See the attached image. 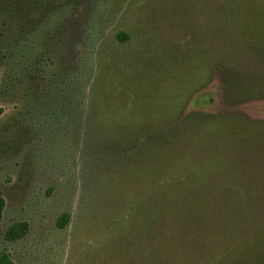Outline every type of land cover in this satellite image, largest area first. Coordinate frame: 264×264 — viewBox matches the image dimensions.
I'll use <instances>...</instances> for the list:
<instances>
[{"label": "rangeland", "instance_id": "obj_1", "mask_svg": "<svg viewBox=\"0 0 264 264\" xmlns=\"http://www.w3.org/2000/svg\"><path fill=\"white\" fill-rule=\"evenodd\" d=\"M208 7L0 0V254L16 264H151L165 253L181 260L198 242L210 256L205 238L220 241L202 217L237 194L233 182L264 226V142L192 117L242 114L248 135L264 130V96L226 94L220 64L246 53ZM213 20L231 45L210 36ZM190 210L201 212L194 231ZM18 221L29 232L7 240Z\"/></svg>", "mask_w": 264, "mask_h": 264}, {"label": "trees", "instance_id": "obj_2", "mask_svg": "<svg viewBox=\"0 0 264 264\" xmlns=\"http://www.w3.org/2000/svg\"><path fill=\"white\" fill-rule=\"evenodd\" d=\"M209 1L210 7H208V11L211 17L217 15L216 19L224 22L220 13L224 15L227 20L226 23L229 24L228 28L234 38V42L238 43L242 51L246 53L242 55L240 65L232 63V59L227 58L220 64L224 69L223 80L224 88L227 89L226 94H233L236 91L237 93L233 95V98L238 102H246L254 98L263 97L264 0H220L221 4H218L217 0ZM229 31L226 26H222L214 20L210 24V36L214 39L219 37L222 40H219V47L231 45L229 42ZM118 36L121 40L128 37L125 32H121ZM246 69L253 70L254 74L251 75L249 72H245L244 70ZM229 98L231 99L232 97ZM3 111L4 109L0 107V115ZM197 116L196 120L199 123L204 125L203 123L210 121L208 124L211 126L210 128L224 133L223 135L229 137L246 135L251 137L252 141L264 142V130L259 129L257 131L258 136L254 137L247 134L248 130L245 127L249 126L250 122L245 115H210L203 121L201 113L194 112L192 114V117ZM236 184L239 183L233 182L232 186L236 189L237 194L224 202H221L220 198L209 202L208 206L210 209L204 212L206 214L202 217L203 221L208 220L210 222L205 229L216 233L220 241V248L214 246L213 243L215 242L212 239L205 238L209 241V248L206 249L212 253L210 256L203 254L198 249L202 245L197 242L192 253H184L181 260L177 259L179 256L177 253V256L165 253L158 259H151V264H195L196 261L203 264H264V226L259 227L255 221H252L254 215H251V210L243 208L244 202L241 203V200L244 193L237 190L238 186ZM241 186L242 184L240 183ZM199 194L203 195L202 193ZM205 201L201 205H204ZM5 204L4 197L0 195V222L2 221ZM223 204H225V207H223ZM199 210L189 211L191 224L195 225L193 231L198 229V220L201 213ZM69 219V213L63 214L59 219L58 225L60 227L65 226ZM29 229L27 221L15 222L7 228L6 239L10 241L20 240L29 232ZM191 242H196L194 237ZM198 253H201V257L198 256ZM0 264H16V262L9 254L2 253L0 254Z\"/></svg>", "mask_w": 264, "mask_h": 264}]
</instances>
